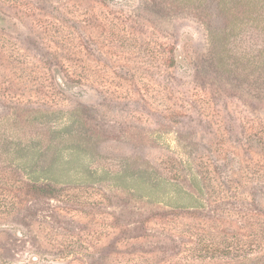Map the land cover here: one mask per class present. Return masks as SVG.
<instances>
[{
  "label": "rangeland",
  "instance_id": "obj_1",
  "mask_svg": "<svg viewBox=\"0 0 264 264\" xmlns=\"http://www.w3.org/2000/svg\"><path fill=\"white\" fill-rule=\"evenodd\" d=\"M180 1L0 0V171L56 190L6 206L0 264L207 247L194 262L218 264L226 243L203 229L264 214V38Z\"/></svg>",
  "mask_w": 264,
  "mask_h": 264
},
{
  "label": "trees",
  "instance_id": "obj_2",
  "mask_svg": "<svg viewBox=\"0 0 264 264\" xmlns=\"http://www.w3.org/2000/svg\"><path fill=\"white\" fill-rule=\"evenodd\" d=\"M215 6L221 14L226 16V38H237L246 29L253 27L264 38V0H213ZM181 4L190 5L195 11H202L205 7L206 0H181ZM174 52V51H173ZM172 52V53H173ZM262 61L260 68L264 71V49L261 54ZM170 61V60H169ZM174 57L171 58V64H175ZM65 84V83H64ZM67 85V82H66ZM203 171V170H202ZM206 179V176H205ZM18 183V185L16 184ZM21 189L33 195H49L55 193L56 190L48 186L36 187L30 184L18 182L12 173H2L0 171V218L6 214V206L12 211L17 209L16 193ZM25 193L27 194V192ZM194 199V198H193ZM196 202V199L194 200ZM240 217L242 225H236L233 221H219L207 225L203 230L208 233H214V236H220L226 247L220 248V257L222 258L218 264H264V214L258 213H242ZM169 221L167 214H158L152 216L146 222ZM223 223V226H221ZM219 229V230H217ZM243 238V240H242ZM244 243V244H235ZM210 248L195 251V257L190 261L187 258H172L165 264H198L212 261L214 258L209 257ZM232 256V258L225 257ZM174 259V260H173ZM196 260L198 263H195ZM217 262V261H214ZM223 262V263H222Z\"/></svg>",
  "mask_w": 264,
  "mask_h": 264
}]
</instances>
